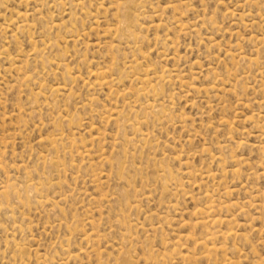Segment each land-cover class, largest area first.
<instances>
[{"label":"rangeland","instance_id":"374dc122","mask_svg":"<svg viewBox=\"0 0 264 264\" xmlns=\"http://www.w3.org/2000/svg\"><path fill=\"white\" fill-rule=\"evenodd\" d=\"M0 264H264V0H0Z\"/></svg>","mask_w":264,"mask_h":264}]
</instances>
